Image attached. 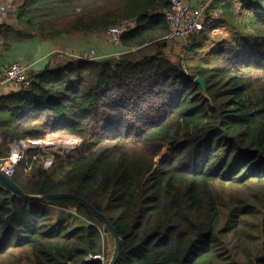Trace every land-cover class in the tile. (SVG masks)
<instances>
[{"label": "trees", "instance_id": "trees-1", "mask_svg": "<svg viewBox=\"0 0 264 264\" xmlns=\"http://www.w3.org/2000/svg\"><path fill=\"white\" fill-rule=\"evenodd\" d=\"M238 1L237 14L233 0H213L210 7L221 13L216 27L231 28L237 44L222 45L204 64L186 67L163 52L168 0H17L15 25L0 24V55L36 39L136 24L121 38L117 57L46 67L29 90L0 98V158L8 156L9 141L45 133L97 142L63 179L19 163L10 180L27 195L66 193L91 204L123 241L115 264L223 263L215 185L264 186V0ZM241 13L247 15L244 37L235 29ZM168 145L167 158L156 162ZM259 196L264 204V194ZM31 203L39 202L0 182V258L105 264L84 261L106 256L103 225L82 205L48 203L75 207L82 216L72 228H52L50 213ZM257 212L250 206L229 212L223 232L235 234L240 216ZM250 264H264V254Z\"/></svg>", "mask_w": 264, "mask_h": 264}, {"label": "rangeland", "instance_id": "rangeland-1", "mask_svg": "<svg viewBox=\"0 0 264 264\" xmlns=\"http://www.w3.org/2000/svg\"><path fill=\"white\" fill-rule=\"evenodd\" d=\"M13 9L17 3L16 1H12ZM15 4V5H14ZM13 11V10H12ZM8 14L7 19L13 16V12ZM247 15L245 13H241L239 17L236 19V31L238 34L244 37L248 33V29L245 27V18ZM72 34V33H71ZM101 37H106L105 33H99ZM208 38V33L206 35ZM190 40L193 39V36L189 38ZM107 40V38H106ZM186 40H176L173 42H166L165 47L163 48L164 54L170 58L173 62H181L186 66H193L197 64H204L206 59H211L217 53L220 46H229L233 47L237 44V42L233 41V39L226 40L227 42L216 43L209 40H203L205 42L202 48L197 50H188L186 46L188 45ZM110 43V42H109ZM112 44V43H110ZM114 45V44H113ZM119 46V45H118ZM155 50V47L147 50L145 53H151V51ZM187 55V56H186ZM117 57V56H115ZM180 60V61H179ZM67 63V62H66ZM63 65L55 66L52 65L51 68L58 69ZM54 136L59 137H76L70 135H60L54 133H47ZM78 140L81 139L76 137ZM97 142L95 140L85 141L82 143L79 140L77 146L71 149H67L63 152V154L57 155L54 159L52 166H49L48 172L52 175L53 178L60 180L63 179L68 172L69 168L75 163L77 160L82 159L85 155L95 149ZM171 150V146L168 145L163 148L160 155L156 158V162L163 161L167 158L169 152ZM1 159V158H0ZM1 161V160H0ZM215 191L217 196L220 200V207H221V216L218 222L217 230V248L220 249L222 253V258L224 260L223 263L225 264L230 261H235L240 264H250L251 261H254L257 255L264 254V225L262 226V215L261 211H264V204L259 202L260 198L259 194H264V186H258L255 184H247L241 187H231L229 185H215ZM261 199V198H260ZM35 206H38L41 209H45L50 213L51 216V223L50 226L52 228H56L59 226H66L68 228H72L75 225L80 224V219L82 216L78 214L75 207L69 205H62V204H54L49 205L48 203H31ZM33 206V205H32ZM243 206L247 207H254L257 213L251 215H241L238 220V228L235 234L233 233H225L223 232V227L227 224V217L228 213L235 210L240 209ZM85 222V221H84ZM57 225V226H56ZM51 228V227H50ZM104 229V227H103ZM105 235V256L106 261L105 264H108L110 258L112 256L113 251V241L104 232ZM26 259L28 263L29 255L26 253ZM6 260V262L11 261L15 264H18L19 256L17 255H8L2 256L0 261ZM26 264V263H22Z\"/></svg>", "mask_w": 264, "mask_h": 264}, {"label": "built area", "instance_id": "built-area-1", "mask_svg": "<svg viewBox=\"0 0 264 264\" xmlns=\"http://www.w3.org/2000/svg\"><path fill=\"white\" fill-rule=\"evenodd\" d=\"M212 3L213 0H203L198 5L191 6L186 0H168V7L163 11L168 26L165 42L188 38L216 26L221 13L219 10H210ZM12 10V0L0 3V24L7 19ZM135 25L133 21H127L110 27L105 32L107 41L116 46L120 45L123 35L134 29ZM77 59L95 61L100 57L92 50ZM35 82L36 74L29 72L19 62H12L0 69V90L6 85H11L16 92L27 91ZM79 140L81 142V139ZM79 140L76 137H59L45 133L39 139L25 138L9 141L7 146L10 152L7 157L0 159L2 163L0 169L9 178L19 163H23L26 171L34 165L48 169L57 155L77 146ZM3 143L4 136L0 129V145ZM106 258L103 255H95L88 256L84 261L100 260L105 263Z\"/></svg>", "mask_w": 264, "mask_h": 264}, {"label": "crops", "instance_id": "crops-1", "mask_svg": "<svg viewBox=\"0 0 264 264\" xmlns=\"http://www.w3.org/2000/svg\"><path fill=\"white\" fill-rule=\"evenodd\" d=\"M7 0H0V3ZM16 1V0H12ZM191 6L198 5L203 0H186ZM222 2V0H217ZM234 14H237L241 9V3L238 0H233ZM14 16L6 19L3 22L9 25H15ZM208 33V38L212 42L221 43L226 40L233 39L237 41L231 28L227 26H213L202 33L193 35V39L184 38L186 40V48L190 51L202 48L205 44L204 39ZM94 50L98 57L118 56V45L110 44L106 37H101L97 34H61L54 38L36 39L26 44L13 46L11 49L0 55V69H3L12 62H19L24 65L27 70L33 74H37L46 67L52 65L59 66L72 59H77L82 54ZM16 92V89L11 85H6L0 90V98Z\"/></svg>", "mask_w": 264, "mask_h": 264}, {"label": "water", "instance_id": "water-1", "mask_svg": "<svg viewBox=\"0 0 264 264\" xmlns=\"http://www.w3.org/2000/svg\"><path fill=\"white\" fill-rule=\"evenodd\" d=\"M195 82L200 84L201 89L203 94L206 92V87L205 83L200 79L196 78ZM1 161H0V168H1ZM0 182H2L8 189L11 191L19 194L21 198L31 201V202H40V203H51L52 201L55 200H73L80 205H82L94 218H96L104 227V232L107 233V235L112 239L113 241V251H112V256L110 258V261L108 264H115L119 255L121 254L123 250V241L121 238L118 237L116 234L114 228L110 224V222L104 217V215L100 214L98 211L94 209V207L89 204L87 201L84 199L71 195V194H66V193H58V194H52V195H47V196H35V195H27L24 194L18 186H16L9 177L4 175V173L0 169Z\"/></svg>", "mask_w": 264, "mask_h": 264}]
</instances>
